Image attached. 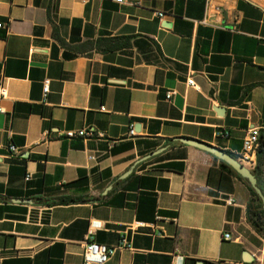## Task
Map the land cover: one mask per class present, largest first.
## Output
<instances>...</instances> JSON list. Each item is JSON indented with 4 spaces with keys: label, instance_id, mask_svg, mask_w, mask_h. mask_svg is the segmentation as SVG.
Returning <instances> with one entry per match:
<instances>
[{
    "label": "crops",
    "instance_id": "obj_1",
    "mask_svg": "<svg viewBox=\"0 0 264 264\" xmlns=\"http://www.w3.org/2000/svg\"><path fill=\"white\" fill-rule=\"evenodd\" d=\"M0 24V264L122 237L105 264H264L248 185L178 141L235 156L258 129L264 194V0H0Z\"/></svg>",
    "mask_w": 264,
    "mask_h": 264
},
{
    "label": "built area",
    "instance_id": "obj_2",
    "mask_svg": "<svg viewBox=\"0 0 264 264\" xmlns=\"http://www.w3.org/2000/svg\"><path fill=\"white\" fill-rule=\"evenodd\" d=\"M247 1L257 2L260 0H247ZM114 2L116 4L121 5L125 2V0H114ZM158 16L162 18L163 14H159ZM207 19L208 18H205L203 22L205 23ZM2 27H4V25L0 24V28ZM186 83L189 87L195 88L193 78L191 77L188 78ZM48 89H49V80H45L44 85H43L44 96H46V94L48 93ZM5 95H6V90L4 86L2 85V83L0 82V100L3 99ZM174 95H175L174 91L167 92L165 95V100L168 103H170ZM101 110L104 111L103 108H101ZM1 113H3V111L0 108V114ZM128 135L129 136L135 135L133 125L129 126ZM94 136H95L94 130L89 129V128L75 131V132L70 131L65 134V137H67L68 139L75 138V137L87 139V138H92ZM258 149H259V131L258 129L253 128L245 134L243 143H242V150L238 154L235 155L236 160L242 166H244L245 168H247L248 170L252 172L256 168V153ZM10 150L12 152H16L15 148H11ZM89 158L91 160L95 159L94 156L92 155L89 156ZM25 179L26 181H28L29 176H27ZM222 202L227 206H232L234 204L232 200V196H228L222 199ZM159 219H160L159 217H156V220H159ZM136 225H141V224H136ZM224 240H227V241L231 240L230 235L225 234ZM128 247H129V244L124 237L121 238L118 246L116 247H107L105 245L97 244L88 238L84 240L83 242L82 264H105L113 256L116 249H123V248H128Z\"/></svg>",
    "mask_w": 264,
    "mask_h": 264
},
{
    "label": "water",
    "instance_id": "obj_3",
    "mask_svg": "<svg viewBox=\"0 0 264 264\" xmlns=\"http://www.w3.org/2000/svg\"><path fill=\"white\" fill-rule=\"evenodd\" d=\"M181 144L187 145L193 148H196L198 150L204 151L210 155H212L217 160L225 163L227 166H229L237 175H239L242 179L246 180L249 186L253 189L259 200L261 201L262 205H264V194H262L260 188L257 186V181L254 175L250 170L242 166L235 158H233L230 154L219 150L215 147H212L210 145L195 141V140H189V139H179L178 140ZM160 152V151H159ZM157 152V153H159ZM152 153L147 158L157 154Z\"/></svg>",
    "mask_w": 264,
    "mask_h": 264
},
{
    "label": "trees",
    "instance_id": "obj_4",
    "mask_svg": "<svg viewBox=\"0 0 264 264\" xmlns=\"http://www.w3.org/2000/svg\"><path fill=\"white\" fill-rule=\"evenodd\" d=\"M259 144H260V146L262 145V141H260V139H259ZM231 156L236 159V157L234 155H231ZM219 163L223 169L233 173L235 176H237L240 180L244 181L248 185V188H249V191L251 194V198H252L250 201V204L248 206V219L251 222V224L253 225V227L258 232H264V205H262L261 201L259 200V198L255 194L253 189L249 186V184L247 183L246 180L242 179L239 175H237L225 163H223L221 161H219ZM252 174L256 178L257 186L260 188L261 184H260V181L258 178L257 169L253 170ZM79 202H81V200L68 199V198H62L58 201L59 204H63V205L75 204V203H79Z\"/></svg>",
    "mask_w": 264,
    "mask_h": 264
}]
</instances>
